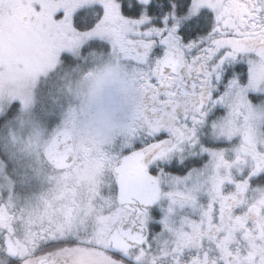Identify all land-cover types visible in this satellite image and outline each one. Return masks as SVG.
I'll return each instance as SVG.
<instances>
[{"label":"snow or ice","instance_id":"1","mask_svg":"<svg viewBox=\"0 0 264 264\" xmlns=\"http://www.w3.org/2000/svg\"><path fill=\"white\" fill-rule=\"evenodd\" d=\"M0 264H264V0H0Z\"/></svg>","mask_w":264,"mask_h":264}]
</instances>
